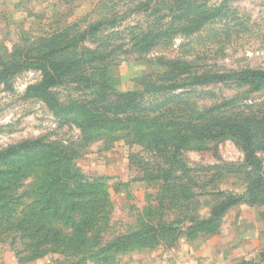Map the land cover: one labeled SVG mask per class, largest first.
I'll list each match as a JSON object with an SVG mask.
<instances>
[{
  "label": "rangeland",
  "instance_id": "1",
  "mask_svg": "<svg viewBox=\"0 0 264 264\" xmlns=\"http://www.w3.org/2000/svg\"><path fill=\"white\" fill-rule=\"evenodd\" d=\"M206 4L220 11L199 31L164 30L167 36L155 46L138 51L131 46L139 32L165 29L182 12L173 0H0V150L33 139L51 146L1 167L8 172L0 186V264H264V205L242 202L210 220L222 199L213 190L244 194L257 175L244 166L237 135L190 138L179 156L190 170L165 181L155 177L156 164L164 163L158 148L147 147L162 95L144 94L149 109L133 115L131 129L125 122L78 125L88 116L89 100L101 106L92 89H84L80 72L123 92L142 91L144 77L168 84L166 60H180L191 72L264 69V0ZM98 23L92 36L89 28ZM48 43L77 55L104 54L47 89L57 109L34 90L62 60H49ZM171 97L169 108L216 105L217 113L242 111L264 120V89L216 83L177 89ZM255 142L256 156L264 159V140ZM61 149L72 155L62 165L42 163L57 162ZM30 157L43 158L41 165L24 164ZM53 180L57 207L46 201ZM137 231L140 237L111 247Z\"/></svg>",
  "mask_w": 264,
  "mask_h": 264
},
{
  "label": "trees",
  "instance_id": "2",
  "mask_svg": "<svg viewBox=\"0 0 264 264\" xmlns=\"http://www.w3.org/2000/svg\"><path fill=\"white\" fill-rule=\"evenodd\" d=\"M207 0H173V5L179 9L180 14H176L170 25L165 29H158L156 32L154 29L149 28L145 31L139 32L135 39L137 42L133 44L132 49L144 51L157 44L159 37L161 35L167 36V33H163L164 30L171 31V33H184L193 34L199 31L203 25L216 16L220 8L212 9L207 6ZM185 5L186 8H182ZM100 23L92 25L91 29L92 36H95L96 31L99 29ZM88 30V31H89ZM86 31L85 33H88ZM165 31V32H166ZM172 39L173 36L169 35L168 39ZM53 39V38H52ZM50 39V41L52 40ZM50 46L48 53L52 58L49 60L62 59L48 68L45 71L44 79L41 82V87H34L35 91L38 89L44 99H47L50 105L57 109L59 107L58 101L54 103V94L47 92V89L51 86L59 85L63 83L67 77L70 75L75 76L81 71L80 68L83 66V61L85 63H94L104 57V54L98 51H88L89 55L82 54L77 55L76 50L70 48L63 51L57 50L52 43L46 44ZM76 46V45H74ZM107 51V50H106ZM58 53L57 55H55ZM77 56H90L88 59L84 60L82 58H77ZM54 57V58H53ZM164 67L167 68V74L171 77V81L168 84H163L157 82L158 80H151L148 77H144L145 83H142L144 89L142 91H116L110 84L105 82H99L94 80L92 77H85L81 74L78 75L80 79H83L86 84L84 89H92L93 95L97 96L101 106L96 105L94 100H89L86 104L90 105L89 108H85L87 113L86 120H81L78 125L84 129V127L94 126L104 124L105 126L118 123H126V128L131 129L132 121L135 119L134 114L146 113L149 108L145 105L144 94H156L162 95L164 101L157 104V114L153 115L150 123L155 126V130L148 132L150 136L147 142V147L149 150H154L158 148V152L162 156L164 163L161 162L156 167L159 171V175L155 176L161 178L165 181L172 180L173 178H178L173 173L177 170L185 172L190 170L179 156L182 155V151L186 149V144L190 138L195 139H210L222 137L225 134L237 135L240 139L238 141L244 152V166H248L257 175L249 178L247 189L244 194H225V192L220 190H213L212 192L217 196H222V199L211 211V219H220L225 211L233 206L242 202H247L250 205L261 206L264 205V159H260L256 156L255 151L257 148L256 140H264V120L262 117L253 114H246L245 112H229L223 110L217 113L220 106H210L209 108H204L200 110L195 106L190 108L186 105L183 109H176L175 107L169 108L171 104H175L174 97L167 98V94L174 92L177 89L189 87V86H206L209 84L222 83L226 84L228 82L235 83L237 85H245L254 89H264V69H241L226 72H211L203 71L199 72L194 70L191 72L190 66L184 64L180 60H166L161 61ZM45 69V68H44ZM178 73H181L179 76ZM179 77V82H175V77ZM173 81V82H172ZM166 83V82H165ZM33 87H30L31 90ZM75 89L83 90L79 86ZM57 100V99H56ZM233 100L226 101L224 106L231 104ZM184 104V103H183ZM58 106V107H57ZM152 109V108H150ZM232 109V108H231ZM156 111V109H155ZM148 119V118H147ZM99 120V122H97ZM87 125V126H85ZM51 148L49 144H45L41 139L26 140L14 145H10L7 148L0 150V186L5 179V173L8 170H2L3 166L14 165L17 162L18 157L21 156L23 152H35L42 149ZM65 149H61L58 154L60 157L57 162L54 160L46 159L42 160L45 165H62V162L70 158L68 152H64ZM40 159L43 158H32L30 157L24 164L36 166L41 165ZM40 161V162H39ZM43 164V165H44ZM167 164V168H163ZM18 164L17 166H19ZM2 167V168H1ZM162 167V168H161ZM5 168V167H4ZM52 181L47 190H49L52 195L49 194L46 198L48 204L52 207H57L60 205L58 201L55 200L56 193L58 190L52 187L56 185ZM61 190L63 189L62 184ZM5 190V188H4ZM1 207V206H0ZM155 230L159 231L163 227L156 226ZM143 231H137L128 236L119 237L114 243H111V247H121L127 245L133 238L140 237ZM55 233L52 232V237L54 238Z\"/></svg>",
  "mask_w": 264,
  "mask_h": 264
}]
</instances>
